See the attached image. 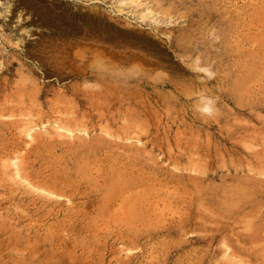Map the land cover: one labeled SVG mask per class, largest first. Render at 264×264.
Returning a JSON list of instances; mask_svg holds the SVG:
<instances>
[{
	"label": "rangeland",
	"instance_id": "374dc122",
	"mask_svg": "<svg viewBox=\"0 0 264 264\" xmlns=\"http://www.w3.org/2000/svg\"><path fill=\"white\" fill-rule=\"evenodd\" d=\"M55 1L115 37L0 17V264H264V0Z\"/></svg>",
	"mask_w": 264,
	"mask_h": 264
},
{
	"label": "bare ground",
	"instance_id": "6f19581e",
	"mask_svg": "<svg viewBox=\"0 0 264 264\" xmlns=\"http://www.w3.org/2000/svg\"><path fill=\"white\" fill-rule=\"evenodd\" d=\"M14 1L16 0H0V17L1 19L8 20L13 12L12 6L14 5ZM85 1V0H84ZM103 2L105 0H87V3L91 2ZM125 1V0H124ZM133 1V0H132ZM21 3L24 4L26 8H29V10H32L34 13H37V9L40 8L39 10L41 11L40 13L44 15L45 13L52 12L53 10L55 11L54 7L59 4V2L55 0H20ZM23 6V5H21ZM122 9V8H121ZM67 10L62 9L63 14H57L55 11V14H48L45 15L46 18L48 17L52 22L55 21L57 22L56 24H60L59 27H61L62 30H64V33H67L69 35L75 34L78 36H81L84 38L85 35H90V36H100L103 34H106L108 36H111V38L115 37L110 35V32L113 31L110 29L109 26L107 25H101L99 20H96L93 15H88L85 14L83 16V12L81 13H76V15H67ZM81 14L80 16H77ZM44 16V17H45ZM42 17V16H41ZM44 19V18H43ZM46 20V19H45ZM49 21V20H48ZM51 27V26H50ZM115 32V31H114ZM82 33V34H81ZM112 33V32H111ZM81 34V35H80ZM66 35V34H65ZM115 35V34H114ZM108 38V37H107ZM18 45H23V40L18 38L17 40ZM68 44V43H67ZM86 46V45H85ZM64 49V48H63ZM91 49V48H90ZM99 54V50H97ZM60 51H58L59 53ZM73 52V51H72ZM76 55H79V52H75ZM73 54V53H72ZM71 56V55H70ZM73 57V56H72ZM98 57H101L98 55ZM127 57V56H126ZM98 59V58H97ZM77 60V59H76ZM89 60V59H88ZM86 62V61H85ZM60 63V62H59ZM75 64V63H74ZM88 64V63H87ZM76 66V65H75ZM83 66V64H82ZM74 67V66H73ZM99 67V66H98ZM76 70V67H74ZM89 68V67H88ZM78 69V68H77ZM91 69V68H90ZM113 70V69H112ZM116 70V69H115ZM101 72V71H100ZM85 73V71H84ZM102 73V72H101ZM78 74V73H77ZM82 74V73H81ZM80 74V75H81ZM97 74V73H96ZM89 76V75H88ZM109 76V75H108ZM110 77V76H109ZM112 77V76H111ZM116 79V78H115ZM112 81V80H111ZM101 82V81H100ZM105 82V81H104ZM110 83V82H109ZM114 83V82H113ZM112 84V83H110ZM109 85V84H108ZM107 85V86H108ZM112 86V85H111ZM103 87L104 84H103ZM110 87V85L108 86ZM113 88V87H110ZM107 89V87H106ZM102 90V89H101ZM110 90V89H109Z\"/></svg>",
	"mask_w": 264,
	"mask_h": 264
}]
</instances>
